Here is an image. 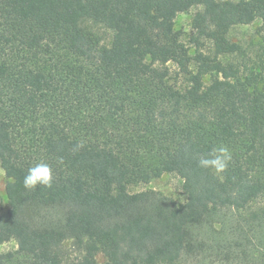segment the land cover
<instances>
[{
	"label": "trees",
	"instance_id": "1",
	"mask_svg": "<svg viewBox=\"0 0 264 264\" xmlns=\"http://www.w3.org/2000/svg\"><path fill=\"white\" fill-rule=\"evenodd\" d=\"M257 20L264 0H0V264H264V40L230 39ZM220 146L226 171L200 167ZM38 162L52 186L27 189ZM164 174L184 204L129 192Z\"/></svg>",
	"mask_w": 264,
	"mask_h": 264
},
{
	"label": "rangeland",
	"instance_id": "2",
	"mask_svg": "<svg viewBox=\"0 0 264 264\" xmlns=\"http://www.w3.org/2000/svg\"><path fill=\"white\" fill-rule=\"evenodd\" d=\"M195 10L177 15L174 21V28L179 32L183 42L188 43L194 31L191 26V19ZM230 39L240 43L243 47H257L264 40V28L260 21H255L248 26H238L230 31ZM193 52V49H191ZM171 71L177 72V68L171 65ZM6 178L3 170L0 168V201L6 204L5 196ZM183 181L175 174H164L159 179L153 180L147 185L131 186L130 193H138L147 190H152L173 199L177 205H182L186 202V195L182 189ZM17 249L15 241H9L0 245V253H6Z\"/></svg>",
	"mask_w": 264,
	"mask_h": 264
},
{
	"label": "clouds",
	"instance_id": "3",
	"mask_svg": "<svg viewBox=\"0 0 264 264\" xmlns=\"http://www.w3.org/2000/svg\"><path fill=\"white\" fill-rule=\"evenodd\" d=\"M232 156L225 146L213 148L208 157L201 158L199 166L214 169L216 173H223L228 168ZM53 170L46 162H38L30 167L24 176L23 184L27 189H34L37 186L51 187L53 183Z\"/></svg>",
	"mask_w": 264,
	"mask_h": 264
}]
</instances>
